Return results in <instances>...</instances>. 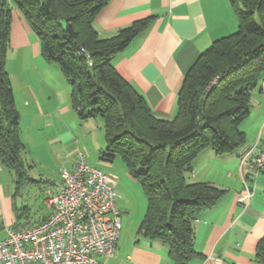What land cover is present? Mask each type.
I'll list each match as a JSON object with an SVG mask.
<instances>
[{"label": "trees", "instance_id": "trees-1", "mask_svg": "<svg viewBox=\"0 0 264 264\" xmlns=\"http://www.w3.org/2000/svg\"><path fill=\"white\" fill-rule=\"evenodd\" d=\"M106 2L0 0V163L13 173L16 190L41 182L29 176L31 165L22 157L20 116L5 70L15 8L38 37L42 58L63 74L77 117L102 119L101 160L120 158L141 186L147 207L139 231L165 244L173 264H189L200 257L193 248L194 221L225 190L189 182L186 175L201 152L233 154L245 143L240 127L249 116L251 93L260 91L264 78V0H230L237 30L214 41L190 66L171 120L154 117L111 63L147 21L99 39L92 21ZM255 261L264 264V236Z\"/></svg>", "mask_w": 264, "mask_h": 264}, {"label": "crops", "instance_id": "crops-1", "mask_svg": "<svg viewBox=\"0 0 264 264\" xmlns=\"http://www.w3.org/2000/svg\"><path fill=\"white\" fill-rule=\"evenodd\" d=\"M139 21H147V25L113 57L111 63L121 79L144 99L154 117L171 120L176 115L178 93L190 66L214 41L235 33L238 22L230 0H107L94 16L92 27L99 39H109ZM5 70L20 116L23 145L28 139L24 134L23 119L32 121L30 127L36 119H44L49 131H52L57 115H70L73 119L75 112L66 99L69 86L63 74L57 65L42 58L38 37L15 8H12ZM263 123L264 97L256 88L251 93L249 116L240 127L245 143L233 154L201 152L192 163L191 172L186 175L189 182L212 184L225 190V194L194 221L193 248L200 257L189 264H258L255 261L256 245L264 236V171L257 175L253 197L246 206L243 205L242 178L249 177V163L264 146ZM42 126L38 129L36 125L34 130L37 132ZM69 127L65 123L61 134L53 139L61 145L72 142ZM34 146L45 148L46 139ZM246 151L251 154L241 166L239 155ZM37 160L40 165L41 161ZM29 164L33 168L36 166L33 162ZM31 185L16 190L13 173L0 163V242L9 229H18L29 222L24 220L27 217L25 207L20 204L22 202L18 204L17 199L24 193V188ZM60 187L48 188L45 196ZM116 206L118 209L123 207L117 202ZM46 209L48 213L44 218L50 214ZM98 264L173 262L165 244L121 225L114 255L98 258Z\"/></svg>", "mask_w": 264, "mask_h": 264}, {"label": "built area", "instance_id": "built-area-1", "mask_svg": "<svg viewBox=\"0 0 264 264\" xmlns=\"http://www.w3.org/2000/svg\"><path fill=\"white\" fill-rule=\"evenodd\" d=\"M259 84L264 97V78ZM250 154L239 155L241 166ZM74 161L72 170L61 172L60 189L45 199L49 216L7 231L0 242L2 264H98V258L114 255L121 231L116 180L89 166L81 152ZM249 167L251 174L242 178L244 206L253 197L257 175L264 171V146Z\"/></svg>", "mask_w": 264, "mask_h": 264}, {"label": "rangeland", "instance_id": "rangeland-1", "mask_svg": "<svg viewBox=\"0 0 264 264\" xmlns=\"http://www.w3.org/2000/svg\"><path fill=\"white\" fill-rule=\"evenodd\" d=\"M67 98L70 102L69 93ZM43 120L36 119L32 127H30L32 122L30 119L22 121L24 134L28 136V139H25L22 157L25 162L36 164L34 168L28 169V171L31 170L28 174L31 178L41 181L37 185L25 187L24 193L22 192V196L17 199L18 204L22 202L20 204H23L28 210L24 220L29 222L26 223H37L48 213L44 203L46 190L51 187L58 188L62 184L61 172L70 170L72 159L81 152L89 166L102 170L115 178L117 203H121L124 207L118 209L122 219L121 225L124 228H131L132 231L139 230L146 212L147 201L141 186L129 176L120 158H115L112 162L101 160L100 156L104 150L102 119L97 116L96 119L83 122L75 114H73V119L70 115L60 116L59 114L56 119H53L52 131H49L47 123H43ZM65 123L70 125L68 131L73 134V141L70 143L67 141L61 145L53 139V136L61 134ZM86 123H88L87 126ZM36 125L38 129L41 125L43 126L36 132L34 130ZM82 126L84 127L82 128ZM45 139L47 147L36 148L34 146ZM37 158L41 161L40 165L36 163L39 162ZM41 159H44L45 162Z\"/></svg>", "mask_w": 264, "mask_h": 264}]
</instances>
